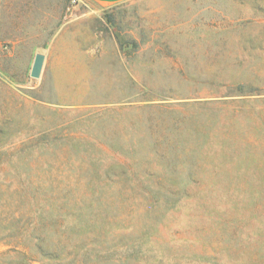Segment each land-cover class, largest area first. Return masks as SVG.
Returning a JSON list of instances; mask_svg holds the SVG:
<instances>
[{"label":"rangeland","instance_id":"rangeland-1","mask_svg":"<svg viewBox=\"0 0 264 264\" xmlns=\"http://www.w3.org/2000/svg\"><path fill=\"white\" fill-rule=\"evenodd\" d=\"M0 264H264V0H0Z\"/></svg>","mask_w":264,"mask_h":264},{"label":"water","instance_id":"water-1","mask_svg":"<svg viewBox=\"0 0 264 264\" xmlns=\"http://www.w3.org/2000/svg\"><path fill=\"white\" fill-rule=\"evenodd\" d=\"M46 57L43 54H37L31 70V77L39 79L41 77Z\"/></svg>","mask_w":264,"mask_h":264},{"label":"crops","instance_id":"crops-1","mask_svg":"<svg viewBox=\"0 0 264 264\" xmlns=\"http://www.w3.org/2000/svg\"><path fill=\"white\" fill-rule=\"evenodd\" d=\"M85 1L96 3L101 6H115L125 3L129 0H85Z\"/></svg>","mask_w":264,"mask_h":264}]
</instances>
